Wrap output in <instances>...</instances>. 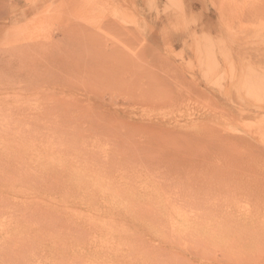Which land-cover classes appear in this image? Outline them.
Wrapping results in <instances>:
<instances>
[{
    "label": "rangeland",
    "instance_id": "374dc122",
    "mask_svg": "<svg viewBox=\"0 0 264 264\" xmlns=\"http://www.w3.org/2000/svg\"><path fill=\"white\" fill-rule=\"evenodd\" d=\"M10 1L14 11L6 10L0 25L6 22L5 26L13 30V37L0 36V50L7 53L11 49L9 52L15 54L11 59L10 53L0 56V81L8 86L7 94H0V111L42 113L38 124L20 122L21 126L12 123V126L3 125L4 128L0 125V133L35 142L46 135L43 140L50 139L48 144L53 152L42 154L51 157L45 160V156H40L35 164L41 165H36L35 169H50V175L60 168H56L57 154H65L67 161L76 150L88 144L99 153L120 155L117 158L125 164H122L124 171L130 169L128 165L141 174L136 178L140 188L159 183L155 173H148L151 168L159 171L169 164L180 169L182 179L192 175L190 183L193 181L197 189L193 192L197 195L192 198L194 202L178 195L157 206L156 199L140 197L130 204L132 209L121 208L122 218L138 214L137 221L143 220L148 228L146 238L150 237V243L139 244L138 251L129 256L131 264H141L142 260L145 264L147 259L148 264H170L169 261L171 264H264V240H258V246L250 244L252 232L264 220V0H98V3L90 0L91 4L95 3L99 16L110 15V28L100 25L102 22L90 26L82 23L87 20L85 14L90 13L82 7V2H78L81 6L78 8L74 0L73 3L58 0L62 7L57 0V5L53 4L54 0ZM97 13L92 20H96ZM52 15L56 20L50 18ZM66 24L80 35V46L72 42L80 48L78 51L68 50L66 43L60 40V28ZM77 52L79 57H76ZM59 53L62 56L57 55ZM64 61L69 62L67 65L71 62L74 68L64 70ZM10 67L17 70L7 71ZM55 68L62 69L58 72L65 75L58 74ZM93 74L95 77L91 78ZM71 112H75L73 118L76 114L84 115L80 119L83 134L76 146L72 145V137L67 132L62 136L57 132L60 128L65 131L59 123L68 121ZM30 125L36 127L38 133L32 130L28 135ZM96 160L87 157L84 165L75 170L63 162L66 165L61 174L64 179L59 183L75 191L86 186L87 191L93 189L92 192L99 195L122 193L125 185L120 183L119 177L125 172L108 168L98 173L99 169H90L94 168L92 164ZM19 168L14 172L4 168L0 172V201L12 196L6 193L14 179L16 182L17 178L32 177L31 172L18 173ZM71 179L76 183L72 184ZM109 180L115 183L114 188L107 187ZM17 194L28 202L16 206L11 203L12 207L0 205L1 229L32 222L35 217L43 222L41 213L35 211L42 209L44 203H50L65 219L57 223L53 234L46 233L48 238L44 241L52 240L55 235H66V248H69L67 244L72 245V241L87 242L90 236L95 239L99 234L107 235L96 230L95 235L85 232L84 236L77 235L79 239L75 236L67 218L72 212L89 215L91 211L84 209L80 201V196L83 199L84 195L73 193L66 202L60 203L55 202L58 197L54 191L44 203L36 206L29 201L28 191L21 190ZM76 200L80 203H75ZM117 204L121 206L118 201ZM218 208L227 209L223 221L213 216ZM170 209L174 214H164H169ZM156 215L160 223L155 220ZM99 217L100 230L105 231L108 223H115L109 214ZM150 220H155L153 224L157 223L161 230H150ZM1 229L0 240L7 239L6 246L17 247L26 242L23 231L5 238L1 236ZM262 235L259 239H264ZM158 240L164 244L161 248H156ZM119 243H113L114 247L120 246L122 250L124 246ZM140 246L148 248L140 251ZM171 247L178 255L168 252ZM51 259L48 256L40 263L59 264V259Z\"/></svg>",
    "mask_w": 264,
    "mask_h": 264
},
{
    "label": "bare ground",
    "instance_id": "6f19581e",
    "mask_svg": "<svg viewBox=\"0 0 264 264\" xmlns=\"http://www.w3.org/2000/svg\"><path fill=\"white\" fill-rule=\"evenodd\" d=\"M17 1H19V0H17ZM11 2L12 1H10V0H0V21L5 18L4 14H5L6 10H7L8 13H10L15 8V7H11ZM58 2H59V5H60L61 2L60 1H58ZM69 2H72V0L71 1L68 0V3ZM75 2H76V6L77 7L78 6L81 7L80 5H78V2H82V7L83 8H86V11L87 12H90L88 14L87 13L86 14L84 13L86 17H84V16L83 17L85 19L87 18V20H84V22L82 21V23L87 24L88 26H90V25H96V23L102 22L103 24H100V25H104V26L106 25L108 27L111 26V24H110L111 23V20L109 18L110 15L103 16L101 14V16H99L100 15V12H99V14L97 13V10H96L95 5H94L95 3L91 4L90 0H79V1H77V0L75 1L74 0V4H75ZM96 2L98 3V0H96ZM56 3L57 2L54 0L53 1V4L55 5ZM59 11H61V10H59ZM96 13L98 14L97 15V18L95 17L96 20H92V18L96 15ZM107 13H109V11ZM110 13H113V12H110ZM53 16L54 15H52L51 17L49 16V17L52 18V19L55 18V20H56V17H53ZM6 17H8V16H6ZM52 19H51V21H52ZM58 22H59V20H58ZM5 23L6 22H2V25H0V36L4 35V37H7V38L13 37V35L11 34L13 32V30L11 29L12 31H10V28L7 27V26H5ZM78 24H80V22ZM73 30L74 29L72 27H70L68 24L63 25V27L60 28V31L62 33L60 40L64 44L66 43V45L68 47V50L73 49L74 51H78V49H80V48L78 46H76V45H72V42H75L77 45L80 46L82 44L81 43V38H80V35L78 33H76L77 31H74L73 32ZM40 42H42V41H40ZM63 43L60 42V44H62V45H63ZM63 46L60 45L61 48ZM40 48H42V47L40 46ZM21 49L23 50V48H21ZM9 50H11V49H8L7 50V53H5L6 50L5 51H3V49L0 50V56H3L2 55L3 53H5V54L10 53L9 54L10 55L9 58L11 59V56L13 54H15V53L13 52V54H12V52L11 51L9 52ZM58 50H59V48H58ZM88 50L89 49L86 48V52L87 53H88ZM42 52H44V51H42ZM62 52H63V49H62ZM62 52H61V54L64 53V52L63 53ZM35 54H36V52H35ZM61 54L59 53L57 55L62 56ZM17 55L18 54H16V56ZM16 56H14V57H16ZM17 57L15 58L14 61H16ZM45 57H46V52H45ZM53 57H55V56H53ZM76 57H79V53L76 55ZM65 58H66V56H65ZM46 59H48V58H46ZM52 59L53 58H51L50 61H52ZM81 59L83 60V56L81 57ZM40 60H42V59H40ZM54 60L57 61L58 59L56 60V57H55ZM79 60H80V58H79ZM38 63H39V61H38ZM54 63H53V65H54ZM57 63H56V65H58ZM67 63L69 64V62H67ZM67 63H66V65H67ZM50 64H52V62ZM62 64H64V63H62ZM66 65L64 67V70H66V71H68L70 68H74V67H72L73 64H71V62H70V65H67V66ZM33 68H34V66H33ZM61 68H63V67H61ZM41 69H43V68H41ZM50 69H52V68H50ZM50 69H48V70H50ZM86 69H89V68L86 67ZM6 70L9 71V72L10 71L12 72V70L13 71L14 70L16 71L17 69H11V67H10V69L7 68ZM33 70H35V69H33ZM55 70L57 71L58 74H61L59 72L62 71V69H60V71H59V70H57V68H55ZM80 70L83 72L82 68ZM52 71L50 73H55V72H52ZM90 71H91V69H90ZM87 72H89V71H87ZM94 72H96L95 73L96 74L95 76H97V71L95 70ZM3 74H5V73H3ZM61 75H65V74H61ZM29 76H28V78H29ZM54 76H55V74H54ZM95 76L93 74V76L91 78H94ZM5 77H3V78H5ZM16 78H15V81H16ZM9 79H10V77H9ZM81 80H83V79H81ZM2 84L3 83L0 81V94L3 95V94H5L7 92L8 86L2 85ZM39 85H40V83H39ZM13 112H15V111H13ZM79 112L82 113L81 111H79ZM41 113H42V111H39V113L37 112L35 114H34V112L33 113H24V112L21 113V112L16 111L15 113H12V111H9V113H3L2 111H0V125L1 126H3V125H6L7 126L8 124L11 125L12 123H14V124H18L19 126H21L20 125V122L28 123V124H31V122H33V124L35 125V124H38V121L40 119V115L39 114H41ZM74 113L75 112H71L70 113L69 116L71 118L68 121H66L65 123H63V124H60L59 123V126L62 125V126L65 127V131H63L60 128L59 131H57V132H58V135L59 136H62L64 133L67 132L69 134V136L72 137V141H71L72 142V145L73 146H76V145H78L77 142L79 141V136L83 134L80 131L81 130V127H82V125H81L82 122H81L80 119H82V117L84 115L82 117H80V114H76L75 118H73L72 115ZM83 114H85V112H83ZM85 115H87V114H85ZM80 122H81V124H80ZM32 126H31V128L28 126V128H30V129L27 128L28 131L25 130L24 133L27 131L28 132V135H31L32 133L30 134L29 132H31L32 130H34L35 133H38L39 130L38 129H35L36 127H34V126L32 127ZM3 128H4V126H3ZM17 129L18 128H15V130H17ZM19 129H23V127H21V128L19 127ZM8 130L9 129H6V131H8ZM36 130H37V132H36ZM2 131H4V130H2ZM11 131H13V130H10V132ZM15 132H20L21 133V131H15ZM11 134H14V132H11ZM25 134H27V133H25ZM41 134H43V133L40 132V135ZM40 135H38V136H40ZM44 136H46V135H41L40 138L38 139L39 141L35 142L34 140H26L24 137H21V136L8 135V134H4L3 132L0 133V172L2 173V169H4V168H8L9 170H11V171L14 172V171L17 170V168L20 167L19 170H18V173H21V172H23V173L31 172L32 173V177L31 178H26V180H24L22 178H17V181L15 182V179H14L13 180L14 183L11 182V184L12 183L13 184L10 187H8L7 193H6V194H8L10 196L12 195V196L9 199L7 198V200H5V201H0V205H3V207H12L13 204H14V206H16L15 204L28 202L27 199L19 198L18 197V194L16 195V192L18 193L21 190H24V191H28L29 192V194L31 195V196H29V201L32 204L36 205V206L44 203L45 200H47L48 197L54 191H56V193H57L56 197H58L57 201L54 198L55 199V202H60V203L61 202H66L67 198L70 197L71 194H73V193L76 196H78V195H82L83 196L84 195L85 198H83V199L80 196V198H81L80 201L84 205V207H83L84 209H88V210L91 211L89 213V215H83V214H81L79 212H72L71 215H70V217L67 218V219L70 220V222L72 224V227L74 228L75 236L80 235L81 233H82L81 235L84 236V235L87 234V233L84 234L85 232H89V235H92L90 233H94V235H95L97 233L96 230H98L99 233H102V231H103L107 235H104L105 236L104 237L103 236L104 233H103L102 236H99L100 234L98 233L99 234L98 235V238L95 236L96 238L94 239L93 238L94 236H90V237H92L90 239L91 241L89 240V238H90L89 237L88 238V241H87V239L85 240L87 242H82V241L81 242H74V241H72L73 242L72 245L71 244H67V246L69 245L68 246L69 248H66V243H65L66 240H67L66 235H61V236L55 235V236H52V240L49 238L48 242L46 240L44 241L45 238H48L46 233L53 234L56 231L57 223H59L61 220L65 219V218H62V215H59V213L56 210V207H54L50 203H44L42 205V209H40L38 211H35V212L41 213V215H42V221L44 220L43 222H41V221L38 222L37 217H35L36 220H34L32 222H28V223L21 224V225H16L15 227H11V228L10 227H5V228H2V229L0 228L1 229V232L3 233L1 236L2 237H5V238L10 237V234H12L14 232H20V231H23V234L26 235V242L23 243L20 246H17V247H14V245L9 246L8 244L6 246V244H5L6 242L5 241H7V239L4 240L3 242H2V239L0 240L1 241L0 242V264H41L40 262L43 259L48 258V256H49V258L50 257L53 258L51 260H55L56 258L59 259V262H58L59 264H94V261H99V264H131L130 263L131 257H129V256L134 255L138 251V245L139 244L141 245V243H142V245H143V242H145V241L147 243H150L149 242L150 241L149 240L150 237L146 238L147 235H148V233H146L147 231H145V229L147 230L148 228L146 226H144V224L142 223L143 220L142 221H137V218L139 217L138 214L137 215L134 214L133 216L131 215L130 217H126L125 216L126 218H122L121 217V214L123 213V211H122L121 208L123 207L124 211H127L130 208L132 209V207L130 206V204L131 205L134 204V200L136 198H140V197H143V198L145 197L148 200L149 199H151V200L152 199H156L155 200V202H156L155 204L158 206L160 204H162V205L165 204L166 203L165 201L170 202L169 200H172V197H177L178 195H179L178 197H183V196H180V195H184L185 197L189 198V200H191V201H193L192 198H194V195H196V193H193L194 191L197 192V189H195L196 186L194 185L195 183L193 181L190 183V181L193 178V177H191L192 175L191 176H188V177H187V175H185V177L182 179L181 178V175H180V172H179L180 169H177L174 165L171 166L169 164L165 167V168H167V170H165L164 167L160 168L159 171H154L151 168L148 171V173H152V172L155 173V176L159 178V180H158L159 183L156 184V185H152V186L149 185V186H146V187H143V188L141 187L140 188L137 185V183H136V181H137L136 178L137 177L139 178V176L141 174L140 173L137 174L135 172V170L132 167L128 166V165L126 167H129L130 169L124 171L125 164L122 163L124 165L123 166L121 164V160L119 158H117L118 156L120 157V155H118L117 153H114V154H102V153H99L98 152L99 150L92 149L91 146L89 147V144L86 145V146H84L83 149L76 150L75 155L74 156L72 155L73 158H70L69 157L70 160H67V161H66V159L64 160V158H66L65 154H62V152H60L59 154H57V163H58V166L56 168H58V167H60V168H59L58 172H54V174L50 175L51 173L50 174L48 173V170H50V169H45V168H36L35 169V167H37L36 165H41V164H35V163H36V161H38L37 159H39L40 156L41 157L45 156V155L42 156V154H47V155L49 154L50 155V153L52 154V152H53V151L51 152L50 145L48 144V142L50 141V139L47 140V141H45V140H43L44 139ZM96 142H97V140H96ZM96 144H98V143H96ZM70 147H71V145H70ZM67 148L69 149V147H67ZM96 149H97V146H96ZM97 152H98V154H97ZM49 157H51V156H47V158L45 156V160L46 159L48 160ZM87 157H92L93 160H95L96 158L98 159L95 162V163H97L96 165H95V163L92 164L94 168H90L91 170H96V171L99 169L98 170V173L100 171L106 170L108 168L111 169V170H115V172L116 171H120L121 169L125 172V173H122V175L120 174L121 172H117L119 176L121 175L119 177L120 183L125 185L121 189V192L122 193L119 194V192L116 191V192H114L115 194L114 193H110V194H101V195H99L96 192L95 193L92 192L93 189L90 192H89V189L87 191L86 188H85L86 186L84 187L85 189L83 188V186H80L79 189H77L75 191L70 186H66L63 183H59V180L64 179V177L61 176V174H63L62 173L63 166H66L63 162H65V163L68 164L69 169L75 170L77 167H80V166H83L84 165V159L87 158ZM44 165H46V164H44ZM123 167H124V169H123ZM78 178L79 177H77L76 180ZM82 179L84 180V177H82ZM76 180L75 179H71L72 184L73 183H76ZM2 183H4V182H2ZM6 183H7V181H6ZM114 186H115V183L109 180L108 181V184H107V187L108 188H114ZM80 190L81 191H84V192L83 193H80ZM4 191H6V190H4ZM8 195H7V197H8ZM14 195H16V198H15ZM36 197L38 199H34ZM72 199H74V198H72ZM78 201L79 200H76L75 203L78 202ZM116 201H118V202L121 203V206L120 207L118 206V204L115 205V202ZM194 201H195V199H194ZM11 203H13V204H11ZM78 203H80V202H78ZM19 205H22V204H19ZM173 212H175V211H172L171 210V212L168 211L169 214H167V212L164 213V214L170 216L171 215L170 213H173ZM176 213H175V216L177 215ZM101 214H109V215L112 216L111 218L115 221V223H113V222L108 223V226L107 227L104 225L106 227V229L104 228L105 231L104 230H100L101 227H102V224H101L102 222L100 223V221H99V218L100 217L99 216ZM226 214H227V209L225 210V209H219L218 208L217 213H215L213 216L214 217L215 216H218L219 221H223L224 220V217H226ZM173 216H171V217H173ZM171 217H169V218H171ZM115 218H117V219H115ZM159 218H162V214H159ZM159 218H158L157 215L155 216V220L156 219H157L156 221L159 220L158 222L160 223V219ZM155 220H150L149 228H150V230H153V231H159V230H161V228L158 229L157 223L153 224V222H152V221H155ZM129 221L130 222H133V224L132 225L131 224L129 225L127 223ZM259 221H261V220H259ZM106 222H108V221H106ZM145 223H148V222L146 221ZM173 223L174 222H172L171 224H173ZM160 226H161V224H160ZM257 226H259V227H257V229H255L254 232H252L253 233V237L251 238V241H250V244H252L254 246H258L259 245L260 242H257L258 240L259 241L260 240H264V239H259V237L262 235L261 232L264 231L263 230V228H264V220L261 223H258ZM164 227H165V225H164ZM261 227H262V231L260 232L259 229ZM165 233H166V231H165ZM150 234H152V233H150ZM166 234L169 235V233H166ZM40 235H42V236L40 237L39 241L36 242V240H38L37 238ZM247 235L248 234H246V236ZM263 235H262V238H263ZM158 236L159 235H157V237ZM155 237H156V235H155ZM77 238H78V236H77ZM77 238L75 240H77ZM242 238L243 239H248L249 236L248 237H243L242 236ZM116 240L117 241H120V243L119 242H115ZM238 240H240V238ZM153 241H154V239H153ZM254 242H257V243H254ZM113 243H115V245H116V243H119L121 245V247L122 246H124V247H122V250H120L119 249L120 246L118 245L119 248L116 249L114 247L115 245ZM158 243H159V245L157 246ZM157 244H156V248H161V246L164 245L161 242H159V240L157 241ZM169 246H171V245H169ZM153 247H155V246L153 245L152 248ZM144 248H143V246L142 247L140 246L139 250L142 251V249H143V251H144ZM146 248H148V247L146 246ZM54 249H56V250H54ZM154 251L157 252L156 249H154ZM168 252L175 253V254L178 253L177 251H175L173 249V247H171L170 250H168ZM100 253H103V254H100ZM139 254H140V252H139ZM152 255H153V253H152ZM156 255H157V253H156ZM146 256H147V254H146ZM135 257H137V256H135ZM97 258H98V260H97ZM133 258H134V256H133ZM142 258H144V257H142ZM156 258L154 260H156ZM163 258H166V257H163ZM49 260L50 259H48L47 261H49ZM147 261H148V259L145 261V264L147 263ZM175 261H177V260H175ZM143 262L144 261L142 260V263ZM152 263L149 262V264H152ZM169 263L171 264L170 261H169ZM173 263L176 264L175 262H173Z\"/></svg>",
    "mask_w": 264,
    "mask_h": 264
}]
</instances>
